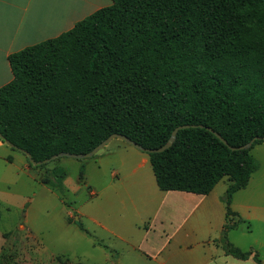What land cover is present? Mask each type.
Wrapping results in <instances>:
<instances>
[{"label": "trees", "instance_id": "16d2710c", "mask_svg": "<svg viewBox=\"0 0 264 264\" xmlns=\"http://www.w3.org/2000/svg\"><path fill=\"white\" fill-rule=\"evenodd\" d=\"M111 1L8 57L13 80L0 87V141L43 169L48 163L34 166L23 152L35 162L86 154L113 134L157 149L189 125L170 149L146 153L158 188L208 195L228 177L217 242L246 260L253 251L235 247L228 232L241 222L232 219L233 195L259 169L251 151L264 142V0ZM67 176L54 167L38 180L63 194Z\"/></svg>", "mask_w": 264, "mask_h": 264}, {"label": "rangeland", "instance_id": "374dc122", "mask_svg": "<svg viewBox=\"0 0 264 264\" xmlns=\"http://www.w3.org/2000/svg\"><path fill=\"white\" fill-rule=\"evenodd\" d=\"M5 82L0 80V86ZM251 153L260 167L248 187L234 195L232 208L246 222L232 231L231 239L243 250L257 241L253 248L264 262V142ZM96 155L63 157L33 169L21 152L0 145V264H161L168 256L171 264L190 260L179 250L166 249L157 259L152 252L161 251L166 235L190 218L194 200L163 199L149 162L139 166L147 154L119 139ZM8 156L14 161L8 162ZM54 167L68 173L63 194L38 180ZM114 172L118 179L113 181ZM228 183L225 178L216 190L221 205L212 210V219H225L222 192Z\"/></svg>", "mask_w": 264, "mask_h": 264}, {"label": "crops", "instance_id": "0c3cea01", "mask_svg": "<svg viewBox=\"0 0 264 264\" xmlns=\"http://www.w3.org/2000/svg\"><path fill=\"white\" fill-rule=\"evenodd\" d=\"M111 4V0H0V80L6 81L2 86L13 80V73L8 61V57L11 54L58 37L62 33L71 30L77 22ZM124 143L127 146L129 145L126 142ZM2 144L0 141V145ZM10 157H12L13 162L14 157ZM148 162L150 164L149 157L148 159L142 158L139 166H144ZM25 163H27V159ZM25 163L24 166L26 165ZM137 170L133 169L132 172H137ZM112 178L113 181L114 179H118V173L114 172ZM225 178L229 183L228 185H223L222 193H226L231 184L229 178ZM225 178L208 195H196L178 191H168L162 195L163 199L168 198L172 200L177 197L191 199L194 200L195 204L191 209L190 218L181 219L178 222L177 231L166 235L162 250L152 252L154 253V259L160 257L159 255H162L166 249H173L179 250L190 257V260L185 264H258L254 256L255 253H258L260 257V254L253 248L254 245H258L257 241L247 250H243L240 242L231 239L232 231L237 230L246 222L241 214L236 211V208H232L233 198L239 191L245 190L248 187L252 176L247 187L233 195L231 209L238 214V219L234 220H241V222L237 227L228 232V238L231 240L229 241L243 252L253 251L251 256L246 260L235 258L226 254L222 246L217 242L227 222L226 206L225 219H212L211 213L214 207L220 208L221 203L218 199H220L221 194H215L217 188H220L219 186H221ZM161 205L162 203L159 205L158 210L161 209ZM156 213L155 217L158 215V211ZM167 220L170 223L174 221V219ZM160 263L171 264L169 256L165 260L161 258Z\"/></svg>", "mask_w": 264, "mask_h": 264}, {"label": "water", "instance_id": "95a60500", "mask_svg": "<svg viewBox=\"0 0 264 264\" xmlns=\"http://www.w3.org/2000/svg\"><path fill=\"white\" fill-rule=\"evenodd\" d=\"M189 127H190L189 125H183V126H179L176 129H174V131L172 132L171 137L169 138L168 142L165 145H163L162 147L157 148V149H146V148L138 145L137 143L133 142L132 140H130L126 136L113 134L109 138H107L105 141H103L101 144H99L97 147H95L92 151H90L89 153H86V154L60 153L58 155H55L51 159H47V160H45L43 162H35L32 159L30 154H28L26 152H23V153L29 158L30 162L34 166L47 164V163H50V162H52L54 160H57V159H60V158H63V157H67V158H71V159H77V160H86V159H90V158L94 157L96 154H98L106 145H108L114 139L122 140V141L128 143L129 145L133 146L134 148H136V149H138V150H140L142 152H145V153H149V154H151V153H162V152H165L166 150L170 149L173 146L174 142L176 141L177 134H178V132L180 130L186 129V128H189ZM209 130L214 132L212 129H209ZM214 133L219 139H221L225 144H227L226 141L221 137L220 134H218L216 132H214ZM0 139H2L4 141V138L1 135H0ZM255 140H257V139L252 140L250 143H248L247 145L241 147L240 149H249V148H251L253 143L255 142ZM5 143L9 147H13L10 142L5 141ZM233 150H235V148H233Z\"/></svg>", "mask_w": 264, "mask_h": 264}]
</instances>
